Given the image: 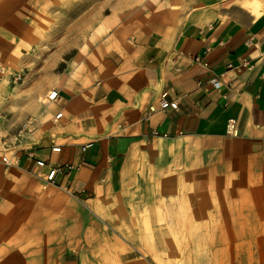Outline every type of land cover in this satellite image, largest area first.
Wrapping results in <instances>:
<instances>
[{"label":"crops","instance_id":"crops-1","mask_svg":"<svg viewBox=\"0 0 264 264\" xmlns=\"http://www.w3.org/2000/svg\"><path fill=\"white\" fill-rule=\"evenodd\" d=\"M252 3L0 0V264H264V3ZM48 43L50 64L12 83ZM24 124L8 167L4 141ZM32 151L77 169L44 188Z\"/></svg>","mask_w":264,"mask_h":264},{"label":"built area","instance_id":"built-area-1","mask_svg":"<svg viewBox=\"0 0 264 264\" xmlns=\"http://www.w3.org/2000/svg\"><path fill=\"white\" fill-rule=\"evenodd\" d=\"M208 66V64H205ZM21 75H19L16 80H21ZM209 82L212 84V86L216 89H219L222 85V82L220 78L216 75L212 76L209 80ZM59 97V92L57 90L50 91L49 94L47 95V100L49 102L55 101ZM160 105L163 110L166 109H173L177 110L179 107L178 101L177 100H169L168 99V92H163L161 94L160 98ZM29 125V124H28ZM28 125H23L22 128L19 130V132L11 137V138H6L5 139V147H4V155L2 156V162L6 166H12L18 162V154L15 153V144L18 143H12L11 139H14L15 142H19L20 139L24 138L26 133L29 132ZM227 132L232 135V136H237L238 135V128H237V121L235 119H230L227 124ZM20 143V142H19ZM93 145V142H88L85 146L82 147V151L85 152L87 151L88 148H90ZM53 152H60L61 147L60 146H53L52 147ZM14 156H13V155ZM28 156L35 161V165L38 168H47L48 171L45 175H42L41 173H34L33 175L38 178H42L44 181V186L48 185H58L57 184V176L58 175H70L73 173L77 167L70 162H63L59 164H52L49 161L42 160V159H37L35 158L34 151L29 152ZM70 191L69 189H67Z\"/></svg>","mask_w":264,"mask_h":264},{"label":"rangeland","instance_id":"rangeland-1","mask_svg":"<svg viewBox=\"0 0 264 264\" xmlns=\"http://www.w3.org/2000/svg\"><path fill=\"white\" fill-rule=\"evenodd\" d=\"M251 1L253 2V0H251ZM256 1H257V4H259V5H260V3L261 4L264 3V0H254V2H256ZM44 30H45V28H44ZM50 31H51V28L48 29L47 33L49 34ZM47 47H48V49H43V51H41V52H40L39 48H37V46L29 50V52L27 53L28 57H27L26 63H22V61L20 63H18L21 65V66L19 65V67L17 68V70H19V71L12 74V78H11L12 83L17 84V83L22 82L24 80L26 71L28 73L29 70H37V69L40 70V68L50 64L49 62H50L51 43H48ZM19 75H21L22 79L16 80V78ZM44 188H46V186H44Z\"/></svg>","mask_w":264,"mask_h":264},{"label":"bare ground","instance_id":"bare-ground-1","mask_svg":"<svg viewBox=\"0 0 264 264\" xmlns=\"http://www.w3.org/2000/svg\"><path fill=\"white\" fill-rule=\"evenodd\" d=\"M253 2H254V0H253ZM253 4V3H252ZM257 4V1L256 2H254V4L253 5H256ZM258 5V4H257ZM249 6V5H248ZM250 7V6H249ZM256 7V6H255ZM261 8V7H260ZM256 10H258V9H256ZM253 11V10H252ZM254 12H255V8H254ZM257 13H258V11H257ZM47 14V13H46ZM259 14V13H258Z\"/></svg>","mask_w":264,"mask_h":264}]
</instances>
